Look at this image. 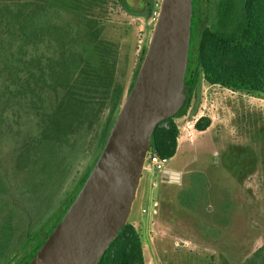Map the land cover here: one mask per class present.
<instances>
[{"label":"trees","instance_id":"obj_1","mask_svg":"<svg viewBox=\"0 0 264 264\" xmlns=\"http://www.w3.org/2000/svg\"><path fill=\"white\" fill-rule=\"evenodd\" d=\"M146 1L150 6L152 0ZM110 2L134 13L128 0H0V199L20 209V203L33 201V193L42 188L54 190L55 196L52 200L46 197L40 216L30 217L28 229L39 223L48 208L55 204L60 208L55 219L45 216L46 226L40 225L35 234L29 232L26 251L39 250L76 198L143 61L145 46L128 88L124 78L115 79L118 48L103 37L100 17ZM192 8L185 79L188 98L181 111L162 121L152 134L150 151L167 160L178 150L177 119L189 109L202 80L264 98V0H193ZM210 123L203 117L195 128L205 131ZM97 125L94 150L82 177L58 200L74 161L81 153L86 155L69 149L68 137ZM9 161L14 166L11 169ZM12 178H20L21 183L14 187ZM30 180L28 189L25 184ZM195 180L189 199L180 198L190 209L201 197L199 177ZM216 205L222 211L220 222L228 225L231 199L223 197ZM37 235L40 238L35 243ZM99 264H146L142 236L131 222ZM237 264H264V245Z\"/></svg>","mask_w":264,"mask_h":264},{"label":"rangeland","instance_id":"obj_2","mask_svg":"<svg viewBox=\"0 0 264 264\" xmlns=\"http://www.w3.org/2000/svg\"><path fill=\"white\" fill-rule=\"evenodd\" d=\"M128 2L134 13L111 2L106 11L100 13L103 37L118 48L114 77L116 80L124 78L127 88L144 42L154 29L150 14L156 0H152L150 6L144 0ZM106 113L105 109L101 118L104 119ZM203 117L210 119V126L205 131H197L195 124ZM177 123L179 147L166 166L176 167L179 180L165 183L161 180V171L147 163L128 219L142 236L145 262L237 264L264 245V98L202 80L189 109ZM97 129L98 125L68 137V148L82 150L86 155L83 157L81 153L74 161L58 200L66 188L73 190L82 177L94 150ZM9 163V168H13ZM197 177L202 185H199L201 197L198 196L194 209H190L180 198L189 199L193 193L192 182ZM17 179L12 178L14 187L21 183L20 178ZM32 183L31 180L26 182V188L30 189ZM194 188L198 187L194 185ZM33 194L36 196L30 198L33 201L20 203V209L0 199V255L3 253L0 262L21 256L26 251L29 232L35 234L48 216L55 219L59 213V205L55 204L41 214L33 229H28L30 217L40 216V211L46 208V197L52 200L55 196L51 188H42L41 192ZM226 196L232 201L228 225L220 222L222 211L216 205ZM156 201L159 207L155 215L153 203ZM39 238L38 235L34 238L35 243Z\"/></svg>","mask_w":264,"mask_h":264},{"label":"water","instance_id":"obj_3","mask_svg":"<svg viewBox=\"0 0 264 264\" xmlns=\"http://www.w3.org/2000/svg\"><path fill=\"white\" fill-rule=\"evenodd\" d=\"M193 0H161L135 81L96 163L29 264H99L138 196L152 134L188 98ZM177 182L179 174L173 173Z\"/></svg>","mask_w":264,"mask_h":264},{"label":"built area","instance_id":"obj_4","mask_svg":"<svg viewBox=\"0 0 264 264\" xmlns=\"http://www.w3.org/2000/svg\"><path fill=\"white\" fill-rule=\"evenodd\" d=\"M160 6H161V0H156L151 10V14H150L151 21L153 24H155L158 19L159 12H160ZM167 161H168L167 159L161 158L157 153L152 152V151H149L146 157V164L149 163L151 167L156 171H164ZM152 185L156 186L155 183H153ZM153 206H154L153 213L156 215L158 213V207H159L158 202L157 201L154 202ZM142 212L147 213V210L142 209Z\"/></svg>","mask_w":264,"mask_h":264},{"label":"flooded vegetation","instance_id":"obj_5","mask_svg":"<svg viewBox=\"0 0 264 264\" xmlns=\"http://www.w3.org/2000/svg\"><path fill=\"white\" fill-rule=\"evenodd\" d=\"M36 252L33 253V249H27L26 253L22 252L21 256H12L7 261L0 262V264H29Z\"/></svg>","mask_w":264,"mask_h":264},{"label":"crops","instance_id":"obj_6","mask_svg":"<svg viewBox=\"0 0 264 264\" xmlns=\"http://www.w3.org/2000/svg\"><path fill=\"white\" fill-rule=\"evenodd\" d=\"M145 1V0H144ZM179 147V145H178ZM176 173V167H168L165 166V170L161 171V180H163L165 183L171 184L174 181L172 180V174ZM146 195V193L144 192V196Z\"/></svg>","mask_w":264,"mask_h":264}]
</instances>
